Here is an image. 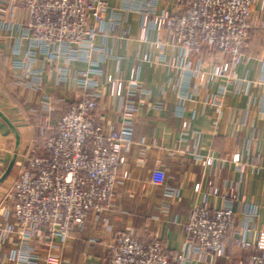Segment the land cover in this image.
Listing matches in <instances>:
<instances>
[{"label":"built area","instance_id":"1","mask_svg":"<svg viewBox=\"0 0 264 264\" xmlns=\"http://www.w3.org/2000/svg\"><path fill=\"white\" fill-rule=\"evenodd\" d=\"M12 1L0 0V11L15 6ZM158 2L122 0L121 7L115 8L107 0H21L30 21L23 26L13 54L20 55L21 41H28V50L13 66L32 78L20 80L30 88L40 86V72L34 70L39 60L77 61L88 68L73 74L66 65L59 68V81L66 82L71 76L78 97L69 112L54 122L47 120L40 128L36 147L27 149L25 161L5 194L15 219V225L0 227V246L6 242L14 246L8 262L63 264L75 228L83 231L89 226L95 230L102 227L112 232L110 218L116 211L121 186L134 180L136 196L146 189L140 171L127 163V154L134 144L140 102L150 91L135 73L129 79L104 76L99 65L106 55L96 46V39L108 35L106 24L117 34L123 14H138L144 40L149 33L157 32L154 45H169L177 52L167 63L180 76L205 85L220 78L227 84L233 82L235 66L245 55L255 0H173L171 10H159ZM107 15L112 17L109 23ZM206 55L210 64L205 61ZM194 56L200 62L197 68H192ZM144 59L155 65L165 62L151 54ZM105 87L118 102L109 111L117 116L118 128L104 125L96 116ZM225 93L221 89L220 99L210 103L221 106ZM190 98L189 94L182 96V105ZM48 102L45 98L44 111L49 110ZM190 126L189 121L184 123V129ZM231 160L244 172L240 154ZM204 163L211 164V160ZM167 178L166 170L154 168L149 184L169 201L175 191L167 185ZM199 187L196 185L195 190ZM210 194L222 198L224 206L203 204L190 210L183 224L185 243L181 251L170 252L159 239L144 241L130 233H119L108 243V264H213L227 256L226 238L230 233L241 252L235 264H264V231L254 225L256 211L243 210L245 217L239 223L235 203L240 200L235 188L221 192L214 187ZM164 208L169 209V202Z\"/></svg>","mask_w":264,"mask_h":264},{"label":"crops","instance_id":"2","mask_svg":"<svg viewBox=\"0 0 264 264\" xmlns=\"http://www.w3.org/2000/svg\"><path fill=\"white\" fill-rule=\"evenodd\" d=\"M111 7H121L122 0H107ZM13 7L0 11V227L15 225L9 211L10 202L5 194L17 176L19 165L25 161L28 148H35L40 128L47 120L56 121L70 111L79 90L72 81H59V68L67 66L73 74L86 70L88 65L77 61L39 60L40 86L30 88L20 79L32 78L24 70L16 69L13 62L24 58L28 41H21V53L13 54L19 45L23 26L30 21L21 0H13ZM173 8V0H159L158 9ZM110 17L105 20L109 23ZM251 30L245 55L235 66V78L227 84L225 78L205 85L180 76L168 66V60L177 55L169 45L156 47L157 32L144 40L141 17L135 13L123 14L117 34L106 24L108 35L98 36L96 46L103 49L106 59L99 65L104 76L117 75L124 79L132 74L150 91L141 100L134 144L127 154V163L140 171L146 189L140 196L133 194L134 180L119 188L116 211L110 218L112 232L87 227L75 228L65 248L63 264H108V243L119 233H130L150 241L159 239L172 253L181 251L185 243L183 224L196 205L208 204L222 208L219 196L211 195L216 187L221 192L235 188L239 200L235 209L240 212L238 222L245 217L241 212L254 210V225L264 231V0H255L252 8ZM127 36H126V35ZM162 57L158 65L145 61V56ZM207 56V55H206ZM44 59V58H43ZM96 59V58H95ZM210 58L205 57L206 63ZM192 68L199 66L197 56L192 57ZM225 89L222 105L210 103L219 100V91ZM100 101L96 116L106 126L118 128L116 115L109 111L118 105L109 96ZM191 98L182 105L181 97ZM218 96V97H217ZM45 98L49 110L42 109ZM183 106V107H182ZM191 123L184 129V123ZM241 155L244 172L232 162ZM210 163H204L206 160ZM154 168L167 172V185L175 191L173 199L149 184ZM200 185L196 191V185ZM169 202V209L164 204ZM7 213V216H5ZM227 256L213 264H235L241 254L233 244V235L227 238ZM14 246L6 242L0 246V264L7 261ZM245 255V254H244ZM39 264H43L42 261Z\"/></svg>","mask_w":264,"mask_h":264}]
</instances>
